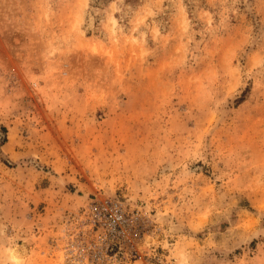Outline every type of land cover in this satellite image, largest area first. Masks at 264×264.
I'll list each match as a JSON object with an SVG mask.
<instances>
[{"label": "rangeland", "instance_id": "1", "mask_svg": "<svg viewBox=\"0 0 264 264\" xmlns=\"http://www.w3.org/2000/svg\"><path fill=\"white\" fill-rule=\"evenodd\" d=\"M95 198L134 264H264V0H0V264Z\"/></svg>", "mask_w": 264, "mask_h": 264}, {"label": "built area", "instance_id": "2", "mask_svg": "<svg viewBox=\"0 0 264 264\" xmlns=\"http://www.w3.org/2000/svg\"><path fill=\"white\" fill-rule=\"evenodd\" d=\"M144 211L117 198L91 199L64 221L55 249L57 264H134Z\"/></svg>", "mask_w": 264, "mask_h": 264}, {"label": "bare ground", "instance_id": "3", "mask_svg": "<svg viewBox=\"0 0 264 264\" xmlns=\"http://www.w3.org/2000/svg\"><path fill=\"white\" fill-rule=\"evenodd\" d=\"M20 55H21V54H20ZM148 235H149V234H148ZM144 239H145V238H144ZM153 241H154L153 236H152V235H149V237H147L146 242H144V243L142 244L141 249H142V250H147V249L149 248V246L153 243ZM24 250H25V251L28 250L26 246H24ZM19 254L21 255V253H19Z\"/></svg>", "mask_w": 264, "mask_h": 264}]
</instances>
